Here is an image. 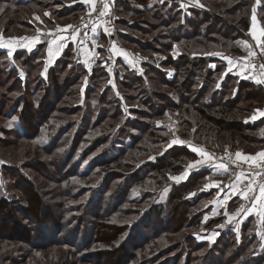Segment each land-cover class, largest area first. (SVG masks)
I'll return each mask as SVG.
<instances>
[{"label": "trees", "instance_id": "1", "mask_svg": "<svg viewBox=\"0 0 264 264\" xmlns=\"http://www.w3.org/2000/svg\"><path fill=\"white\" fill-rule=\"evenodd\" d=\"M157 1L113 0L115 14L118 17L114 43L122 49L146 54L153 49L162 50L161 52L168 56L166 60H153L162 69L155 63L146 64L143 77L136 73H126L127 68L123 64L127 61L123 57L117 58L113 64L117 84L136 92L135 101L125 97L128 106L131 107L134 102H138L148 110L138 115L137 119L128 117L122 105V98L112 96V87L109 86L110 73L103 68L102 63L96 65L89 77L93 82L86 91L88 100L85 104L75 99V104L58 108L61 98L69 92V87L74 88L81 84L82 76L87 73L79 63L74 45L70 44L49 68L46 75L48 79L36 80L39 84L37 92L44 88L45 96L49 97L52 93L55 96L52 102L46 104L43 98L38 103L30 101V94L33 93L32 97L35 96V89H32L30 83L33 73L44 65L48 57V44L44 42L36 51H18L5 63V67L0 60V113L4 114L3 109L8 105L12 106V109L21 108V125L28 126L23 132L14 129L8 134L14 142L36 143L43 123L51 119L65 122L61 128L53 129L56 133L50 136L51 141L48 145L37 144L35 150L31 148L34 162L32 165L43 166L42 173L30 169L46 182L56 185L55 193L52 194L56 200L53 203L55 214L47 215L48 220L57 217L54 219L56 222L48 221L53 223L56 234H62L68 227L80 232L75 237L76 240L66 241L63 245L77 248L82 245L83 248L85 243H82L80 237L82 233L85 234L86 228L90 233L86 241L94 239L95 229L98 233L100 225L114 230V226L96 224L91 216L99 220L108 219L119 207L129 204L138 207L129 214L140 216L141 222L140 228H137L139 224L137 220L127 225L126 235L122 234L125 238L113 251L115 255L124 258L122 264H152V260L159 258L160 255H163L160 259L163 264H181L182 261L184 264H264L262 239L264 221L263 228L260 229L257 220L252 218L251 223L250 221L245 223L240 231L233 229L224 231L213 244L199 241V237L208 228L212 229L213 225L220 222L212 220V225L204 224L205 215L202 211L190 220L189 225L185 222L195 200L201 203L212 196V193L199 192L197 196L187 197L192 184L198 180L202 184L208 171L194 172L186 183L179 187L171 186L169 175L179 169L182 171L190 159H197V155L191 152L187 145L166 150L170 145V134L167 133L168 129L158 125L160 122L176 120L179 137L192 141L193 146L205 145L217 152L240 150L249 153L252 147L264 142L263 137L259 138V131L264 129V117L258 118L264 112V88L253 82L241 80L242 78L237 75L230 74L224 77L227 63L216 54L222 52L234 59L246 56L249 49L243 41L241 31H250L255 10L259 21L264 25V0H202L203 2L200 0L203 9L184 8L180 3L171 0L167 1L175 3L176 6L169 5L168 2L161 5ZM2 4L14 11L10 12L12 17L6 22L8 29L14 31L9 36H22L15 35V32L24 33L31 30L29 24L31 15H38L41 8L54 4L60 5L59 9L62 12H55V19L51 20L49 25L61 18L77 19L79 14L91 11V8L86 10L82 5L66 7L67 0L17 2L0 0V5ZM132 4L144 8L151 6L152 9L144 11L141 8H134ZM9 9L7 8V11ZM144 14H151V19L138 21L137 18ZM139 24H143L144 27ZM2 32L4 33L0 30V38L3 36ZM132 32H141L144 34L142 36L150 39L144 41L139 37L135 39ZM174 51L179 52L176 57L173 56ZM121 68L124 69V81L119 77L122 73ZM164 69L175 71L172 78H168L169 74L163 71ZM5 75L7 79H4ZM14 76L15 80L8 87ZM220 80L222 86L218 89ZM15 91H21V95L9 100L8 94L11 95ZM173 92L176 93L177 101L170 95ZM209 97L210 102L207 101ZM94 100L98 101L97 105L92 104ZM33 116L39 118L35 125L31 123ZM67 116L73 119L65 121L64 118ZM145 119L150 121L149 127L146 123L139 122ZM30 126L35 127L32 129ZM136 131L151 132L145 144L138 150H134L137 145L135 142L140 140V136L135 134ZM118 134L122 136L116 139L119 143L114 146L112 142ZM125 136L132 140L129 149L121 148L125 146L123 141ZM84 144L88 146L85 147ZM129 153L130 163L138 165L133 170L134 173L127 174L118 169L105 172L122 157L130 155ZM258 156L260 158V155ZM10 166L3 167L5 177H9L11 191H21L29 195V198L24 203L27 206H22L14 202V198L9 199L5 195L2 197L0 195V210L3 212L5 210L4 213L11 219L14 214L22 219L26 218L29 224L32 222L36 232L30 227L25 228L29 235L24 240L26 245L35 247L37 246L35 240L46 236L38 231L40 225L44 223L41 222L42 215H45L43 212L40 213L39 205L47 195L45 191L49 192L52 189L36 183V177L30 175L28 171L22 173ZM92 180H96V183L88 185L81 183ZM151 183L161 187L160 190L158 192L143 190L146 188L144 185ZM170 186L169 200L158 203L155 199H159V193ZM63 197L69 202L62 200ZM204 208L206 207L202 208L205 213ZM210 209L211 207H208L207 211ZM125 214H128V211ZM177 218L181 219L174 222ZM192 223L194 227H191ZM0 225L2 227V223ZM187 225L191 228L188 229ZM24 227L26 226L22 224L20 230H24ZM184 228L188 229L187 235L179 245L168 247L153 258L137 261L139 256L135 255L133 248H141L149 242L178 233ZM138 238L141 239L136 242ZM57 242L60 243L59 240ZM128 242L132 243L131 247ZM40 247L45 248V243L36 249ZM128 249L133 250L128 252ZM203 251H205L203 255H196Z\"/></svg>", "mask_w": 264, "mask_h": 264}, {"label": "rangeland", "instance_id": "2", "mask_svg": "<svg viewBox=\"0 0 264 264\" xmlns=\"http://www.w3.org/2000/svg\"><path fill=\"white\" fill-rule=\"evenodd\" d=\"M13 1L17 2V1H26V0H13ZM74 1L75 0H67L68 4ZM157 2H160L161 5H163V3L168 2L169 5L176 6L175 3L169 2L167 0H158ZM194 2L201 5L200 0H194ZM132 5H134V8H141L142 10L144 9V11H147V9H152L151 6L149 7L146 6L144 8L141 5H137V4H132ZM59 6L60 5L58 4L57 5L54 4L46 8H41L38 15H31V20L29 21V24H31L30 25L31 30H27L24 33L15 32V35H22V36H9V34L11 35L12 32L14 31L8 29L6 22L8 18L12 17V13L14 11L12 9H9L7 5H4V4L0 5V30L4 31V33L2 32L3 36H1L0 38V42H1L0 48L3 49V51L0 50V52H2V55L0 56V60L2 61L3 66L5 65V63L8 62L9 59L11 60L12 56H14L19 51L17 49H20L21 47L32 49L33 45H30L27 42L28 41L27 38L35 37L38 34H43L44 35V38L42 39L43 42H47L48 45L49 43H51L52 49H54L55 43H56V40L54 39L55 37L54 35H57V34L66 35V28L79 23L80 20L84 18L85 15L89 12L88 10L86 12H83L82 14H79L77 19L73 17H67L66 19L61 18V19L56 20V22H53L52 25H49L50 21L55 19L54 13L55 12L60 13L61 9H59ZM7 8L9 9L8 11H7ZM151 17H152L151 14L149 15L144 14V15H141L139 18H137V20L143 21V19H148V18L151 19ZM254 17L258 19L257 10H255ZM17 18H21V17H17ZM258 22L260 23V27L258 24V27L256 30H254V32H252L251 29L249 32H247L250 38L253 41H255L257 44L259 42L264 41V25L261 23V21H259V19H258ZM141 25L143 26V24H139V26ZM15 26L16 25H14V27ZM20 29H21V26H20ZM61 32H64V34H61ZM132 34L135 39L139 37L142 41L150 39L148 37L142 36L144 34H142L141 32L139 33L132 32ZM241 34L243 36L242 31H241ZM75 36L78 39V36L77 35ZM110 38H111L110 41L114 39V37H110ZM243 41L246 47L248 48L249 43L247 39L244 38ZM89 42L90 41L88 40L84 44L79 43V42L78 44L87 46ZM36 48L33 51H36ZM76 49L78 51V49H80V46L76 47ZM111 49H112V43L107 41V43L103 45V47H101V51L99 55H97V57L95 58H98V63H102L103 68H105L108 71V73H110L109 86L112 87V96H118L119 98H122V105L124 106L128 117H131V118L133 117L137 119L138 115H140L142 112L148 109L138 104V102H134V104H132L133 106L131 107L128 106V101L126 100V98L130 97V99L135 101L134 96L136 92L129 91L125 87L117 84L115 80V72L113 69V64H111V61H109V59H111V55L113 52ZM28 51H31V50H28ZM122 51L124 55L123 58L126 59L127 61L125 62L126 64H123V66L127 68L126 73L128 72L136 73L137 75L142 76V77L144 75V71H145L144 67L146 66V64L149 63V64L154 65L156 61L154 62L153 60H157V61L166 60L168 57L165 53L161 52L162 50H155V49L150 51L148 54H146L145 52L144 53L136 52V51L133 52L130 49H123ZM178 53H179L178 51H174L173 56L176 57ZM216 54L224 58L225 62L227 63V69L223 73L224 77L230 74L233 76L237 75V77L239 76L240 78H242L241 80L253 82L256 85H261L264 88V76L260 78V77L254 76L251 73V68L249 66V60L253 56L251 54V51L248 50V53H246V56L244 55V57L237 58V59H234L228 55L222 54V52H219ZM102 60L103 62H101ZM155 64L156 66L158 65V63H155ZM53 65L54 63L52 61H48V58H47L44 65H42V67L34 71L35 73H33V77L30 83H31L32 89L33 90L35 89L34 90L35 96L32 97L33 93H31L30 98H29L30 101L34 100L38 103L43 98L46 104H48L50 101L52 102L53 97H55L52 93L49 95V97L45 96L46 93L44 92V88H42L39 92H37L38 90L37 88L39 84H38V81L36 80L37 78L38 80L48 79V76L46 77L47 72L49 68ZM80 65L83 67L85 71H87V73L85 72V74L82 76L81 84H79L78 86H75L74 88L73 86L69 87L68 89L69 92L65 95L64 97L65 99L63 97L61 98V103L58 105V108H62V106L66 107V106L75 104L76 103L75 99H78V101H80L81 104L82 103L85 104L86 100H88L86 99V96H87L86 91L90 87V85H92V82H93V80L92 79L90 80L89 77L93 74L94 68L97 66H95L92 70L88 71L85 65H83L82 63ZM99 65L101 66V64ZM157 67L161 68V66L159 65ZM163 71H166L167 74H169L168 73L169 71H171L173 74L175 72L174 70H165V69ZM120 72L122 73H120L121 76L119 77L122 81H124L125 80L124 75H123L124 69L121 68ZM16 74H18V72ZM38 75H40L39 77H42V79L39 78ZM15 78L16 76H14L13 80H11L10 85L8 87L11 86V83L15 80ZM168 78H172V76H168ZM4 79H7L6 75ZM42 84H45V82H43ZM221 86H222V80H220V84H218L217 88L220 89ZM4 91H6V88H4ZM19 95H21V91H17V92L15 91L11 95L8 94V99L9 100L10 98L14 99V97H17ZM170 95L174 100L176 101L178 100V98L176 97V93L174 94L173 92ZM71 96H73V98ZM207 101L208 102L211 101L210 97L207 99ZM97 103L98 101L94 100L92 104L97 105ZM12 108H13L12 106L8 105L7 107L3 109L4 114L0 113V195L1 197L5 195V197H8L9 199L14 198L13 199L14 202L20 203L22 204V206L23 205L27 206L24 203H25V200L29 198V195H25L21 191H11L9 187L10 185L8 182L9 177L8 178L5 177V171L3 167V166H8V165H11L10 166L11 168L18 169L22 173L24 172L26 173V171H28L30 175H32L33 177H36V183L44 187L47 186L49 189H52V190L49 191L50 193L45 191L47 195L43 197V201L41 200L42 204L40 203L39 205L40 213L43 212L45 215H42L43 220L41 222H44V223L40 225L38 231H40V233L46 236H44L40 240L39 239L35 240V243L37 246H40L45 243L46 245L45 248L40 247L36 249L37 246L34 247V245H31V246L26 245V242L24 239H26L27 235L29 234L27 233L25 228L30 227L31 230L36 232L34 225L32 226V222L31 224H29L28 222H26L25 220L26 218L22 219L19 216L14 215V214H12L13 216L11 219L8 216H6V213H4L5 210L4 212L0 210V223H2V227L0 225V264H122V262L124 261V258L120 255H115L113 251H115L116 246L119 243H121L123 239L125 238L124 235H126L125 232L127 231V225L133 224V222L137 220V224L139 223L137 225V228H140L139 227L140 222H141L140 216L137 217L135 214H129L132 210L138 209V207L134 205L125 204L119 207L113 214H111V216L108 219L99 220L98 218L92 215L91 219H93L94 222H96V224L102 223V224L111 225V227L114 226V230L107 229L105 225L104 226L100 225L98 233L95 229V235L93 236L94 239L93 240L91 239V241L87 239L86 241V237L88 238L90 234L88 229L86 228L85 234L82 233L80 237L82 243H85L83 245V248H81L82 245L80 246V248L63 245L66 241L76 240L75 237H77L80 232L77 229H72L71 227H68L64 229L62 234H58V233L56 234L55 229L53 228V223H48L50 218L48 220L47 215H50L51 213L55 214V212H53L54 210L53 203L56 200L52 194L55 193L56 185L55 184L52 185L51 183L46 182L45 179H43L41 176H38L36 174L38 172H40L39 174L42 173L41 170H43L42 169L43 166L39 167V166L32 165L34 164V162L32 161L33 153L31 151V148L35 150L37 144L48 145L51 141L50 136L54 135V133H56V130L62 127L61 125H65L64 124L65 122L54 121L53 119H51L48 122L43 123L40 129V132L38 134L39 136L36 139V143L30 142V141H20V142L15 141L14 142L13 138L9 136L8 132L14 131V129L19 130L20 132H23L26 129H28V126L23 127L21 125V122H20L21 108L20 109H12ZM67 119H73V118L70 116H67L66 118H64L65 121H68ZM38 122H39V118L37 116H33L31 123L35 125ZM139 122L142 124L146 123L149 127L150 121H148L147 119L139 121ZM52 123H54V125ZM158 125L159 127L162 126V128L168 129L167 133L170 134V145L167 147L166 150L171 149L175 146H186L187 145L189 149L191 150V152L197 155V159L196 160L190 159L188 161L189 164L182 171L179 169L176 171V173L169 175L168 179L172 183L171 186L174 185V186L179 187L180 185L186 183L189 179L190 174L192 173L194 169L196 170V173L201 172V171H208L202 184H200V180L192 184L191 189L187 192L188 194L187 197H189V195L191 197H193L194 195L197 196L199 192L212 193V196L211 197L209 196L210 198L207 200L204 199L201 203L200 202L197 203L196 200L194 201L193 203L194 206H192L189 209L188 218L185 221L187 222L188 225L190 223V220L194 216H196L200 211H202L203 215H207L209 213L211 214L210 212L211 209L207 211V208L210 207L209 203L213 201L216 194L220 196V190L218 191L213 190L210 192L208 191V188L210 186H213L214 188H218L221 185V181L218 179V177H215L214 175V170L216 169L215 162H218V164L221 165L218 168H223L225 170L226 168L228 169V172H229L228 176H229L230 181L238 180L239 178L244 179V182H242L241 184V189L244 192H246V196H247L246 201L248 203L253 201V199L256 196V193L261 191V189L263 188L264 181L259 182L256 185V182L259 176L251 174V171L248 169L242 170L241 165H253L255 164V162L264 158V156L258 158L259 153L264 151V142L261 143L260 145L257 144L255 145V147H252L253 149L249 150L250 151L249 153H244L243 151H240V150H235V151L225 150L223 152H217V151H214L206 147L205 145L193 146L191 145V143H193L192 141L179 137L178 136L179 129L177 128L176 120L160 122ZM34 127L35 126H30V128L32 129ZM54 128H56L55 131H53ZM150 133L151 132H147V131L145 133H141L139 131L135 132V134H138V136H140V140L139 142H135L137 145L134 150H138L140 146L145 144V141L149 138ZM119 136H122V134L121 135L118 134L114 138L112 142L114 146H116L119 143V141L116 140V139H119ZM262 137L264 138V129L259 131V138H262ZM123 141H125V146L121 148L129 149V147L131 146L130 144L132 140L126 138L125 136ZM84 146L87 147L88 145L84 144ZM249 155H255V157L250 159L251 157H249ZM228 157H234L235 160H231ZM227 158L229 159L228 161L226 160ZM130 162H131V154L126 157H122L120 160H118L117 163L113 164V166L105 172L118 169V170L124 171L127 174H132L134 173L133 170L136 169L138 165H136V163L132 164ZM124 166H126L127 168H125ZM206 166L207 167L209 166L210 168L202 169L203 167H206ZM30 169L34 170L36 173H33L32 171H30ZM235 171H238L237 174H235ZM96 180L86 181V182H81V183L84 185L94 184L96 183ZM76 181L80 182V180H76ZM11 183H13V181ZM144 186L146 188H144L143 190L145 191L150 190L153 192L154 191L158 192L161 188V187L155 186L152 183L149 185H144ZM171 186L168 187L163 192L159 193L160 194L159 199L158 198L155 199V200H158V203H165L169 200ZM8 189H10V191H8ZM139 189H142V188H139ZM192 191H195L196 193ZM32 193L35 194V192H32ZM37 198L40 199L39 196H37ZM61 199L65 200L66 202H69L64 197ZM72 203H75V201H72ZM227 203L228 202H226L225 204L227 205ZM204 206L206 207L204 208L206 210L205 213H204V210L202 209ZM227 208H228L229 213L235 210L237 214L245 210L247 207H246V202L236 199V201L235 202L232 201L229 204V207L227 206ZM124 210L125 212L128 211L129 215L125 214ZM204 217L205 216H203V218ZM37 218L39 219L40 217L37 216ZM54 219H57V217L51 219L50 221L56 222L57 220L54 221ZM179 219L181 218H177V220L174 219V222H178ZM212 220L220 221V222H217L215 225H213L212 228L218 227V226L219 228L221 227L220 226L221 222H223V218L221 217H215L212 219L209 218L207 220H204V224L211 223L210 225H212ZM248 221H250V219H248L246 223ZM249 223H251V221ZM22 224L26 226L24 227V230H20V227L22 226ZM257 224L260 227V229L263 228V225H259L258 222ZM42 225H45V226L43 227ZM188 225L186 226L188 229H190L191 227H194V224L191 227H188ZM5 226H8V227L4 228ZM226 226L227 224H224L222 227H226ZM187 228L186 229L184 228L178 233L166 235L160 240L149 242L148 244L143 245L141 248L136 249L132 247L134 249L133 252L135 253V255L139 256L137 261L139 262L140 259L147 260L149 258H153L156 255L161 254L162 251H165L168 247L174 246L176 244L179 245L180 242L185 240V237L187 235L186 231L188 230ZM208 230H210V228H208ZM84 236H85V241H84ZM127 239L129 240V238ZM140 239L141 238H138L136 242H139ZM262 239H264V234H263ZM58 240L60 241V243L57 242ZM51 242L52 244H50ZM125 244H127V241ZM128 245L131 247L132 243L128 242ZM129 250L131 249H128L127 251L129 252ZM179 250L180 248L177 251ZM201 253L202 252H198L196 253V255H203L205 251H203L202 254ZM162 256L163 255H160L159 258H154L152 260L153 261L152 264H163L164 262H160L161 261L160 259H162ZM181 264H184V261H182Z\"/></svg>", "mask_w": 264, "mask_h": 264}, {"label": "crops", "instance_id": "3", "mask_svg": "<svg viewBox=\"0 0 264 264\" xmlns=\"http://www.w3.org/2000/svg\"><path fill=\"white\" fill-rule=\"evenodd\" d=\"M94 4H95V0H75L74 2L67 4L66 7L72 8V7H75L76 5H82L86 10L90 8L92 10V7ZM258 24L260 27V23L258 22V19L256 17H253L252 25H251L252 32H254V30L257 29ZM70 27L66 28V35L64 34V32H61V34H64V35H60V34L54 35L55 36L54 39L56 40L55 48L52 49V44L49 43L48 49H47L48 61H52L55 64V62L62 56L63 52L65 51V49L67 48L69 44L74 45L75 49L76 47L80 46V49H78V51L76 49L77 55L79 57V61L83 65H85L88 71H90L98 64V58H95V57L99 55L101 51V47H103V45H105L107 41L112 43L111 50L113 51L112 55L114 58L112 59L111 64H114L117 58H121L124 56L123 51H122L123 49L119 47L118 44L114 43V39L110 41L111 36H109L105 32V30L103 29L101 25L95 26L94 29L91 31L90 36H89L90 42L87 46L78 44V41H77L78 39L75 36L76 34L70 33V30H69ZM43 38H44L43 34H38L35 37L27 38L28 40L27 42L30 45H33L32 49L21 47L20 49H17V50L33 51L36 47L44 43L42 40ZM0 50L3 51V49L1 48ZM31 51H28V52H31ZM168 73H169V76H173V73L171 71H169ZM261 117L262 118L264 117V112L258 118H261ZM259 155L260 157L264 156L263 151L260 152ZM249 157H251L250 159H252L253 157H255V155H249ZM215 164H216L215 166L216 169L214 170V175L215 177H218V179L221 181V185H220L221 187L219 186L218 188H214L213 186H210L208 188V191L210 192L213 190H216V191L220 190V196L216 194L213 201L209 203V206L211 207V210H210L211 214L209 213L205 215L204 220H207L209 218L212 219L215 217H221L223 218V222H221L220 228L219 226L214 227L204 232L199 237L200 242H208L209 244H213L217 240V238L220 236V234L223 233L224 231H227L228 229L240 231L242 226L246 223L248 219L255 218L257 222L259 223V225H263V221H264V186L261 189V191L256 193V196L253 199V201L248 203L246 201L247 199L246 192H244L241 189V184L242 182H244V179L239 178L238 180L230 181L229 176H228L229 175L228 169L225 166L224 167L226 168V170L223 168H218L219 166H221L218 164V162H215ZM207 168H210V167L206 166V167H203L202 169H207ZM194 172H196L195 169L192 171L191 174H193ZM236 199L246 202L247 208L237 214L235 210L229 213L227 206L229 207V204ZM226 202H228L227 205L225 204ZM224 224H227V226L222 227Z\"/></svg>", "mask_w": 264, "mask_h": 264}, {"label": "built area", "instance_id": "4", "mask_svg": "<svg viewBox=\"0 0 264 264\" xmlns=\"http://www.w3.org/2000/svg\"><path fill=\"white\" fill-rule=\"evenodd\" d=\"M180 3L183 7H197L203 9L202 6L196 4L193 0H171ZM118 17L115 14L113 0H96L93 9L88 12L81 21L75 25H72L69 30L70 33L76 34L78 36L79 43H86L89 40V34L94 29L95 26L101 25L105 32L114 37L116 31ZM243 36L247 39L249 45V51L253 55L249 60V66L251 68V73L262 78L264 76V41L258 44L253 41L247 32L243 31ZM74 36V35H72ZM113 55H111L112 61ZM231 160H235L234 157H228ZM226 159L227 161L229 159ZM224 160V159H223ZM238 167V166H237ZM242 170H250L251 174L259 176L256 185L259 182L264 181V158L255 162L253 165H241ZM238 171H235L237 174Z\"/></svg>", "mask_w": 264, "mask_h": 264}]
</instances>
